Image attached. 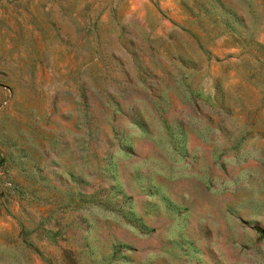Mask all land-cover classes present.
<instances>
[{"label":"rangeland","instance_id":"obj_1","mask_svg":"<svg viewBox=\"0 0 264 264\" xmlns=\"http://www.w3.org/2000/svg\"><path fill=\"white\" fill-rule=\"evenodd\" d=\"M0 264H264V0H0Z\"/></svg>","mask_w":264,"mask_h":264},{"label":"trees","instance_id":"obj_2","mask_svg":"<svg viewBox=\"0 0 264 264\" xmlns=\"http://www.w3.org/2000/svg\"><path fill=\"white\" fill-rule=\"evenodd\" d=\"M237 20H238V19H236V21H237ZM234 28H235V27H234ZM237 35H239V36H240V35H241V33H240V32H238V33H237Z\"/></svg>","mask_w":264,"mask_h":264}]
</instances>
